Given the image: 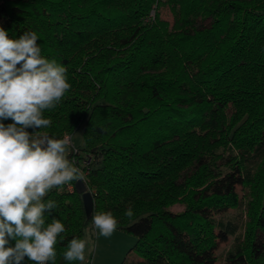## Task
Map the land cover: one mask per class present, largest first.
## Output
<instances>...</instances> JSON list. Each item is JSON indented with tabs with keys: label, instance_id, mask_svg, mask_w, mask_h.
<instances>
[{
	"label": "trees",
	"instance_id": "1",
	"mask_svg": "<svg viewBox=\"0 0 264 264\" xmlns=\"http://www.w3.org/2000/svg\"><path fill=\"white\" fill-rule=\"evenodd\" d=\"M0 27L36 32L67 69L71 88L35 131L82 125L72 145L92 158L89 216L75 187L45 197L58 205L46 222L65 226L55 264H80L63 253L102 211L136 237L139 258L116 264H264V0H0ZM238 187L248 222L219 263L217 240L238 222L214 214L240 204Z\"/></svg>",
	"mask_w": 264,
	"mask_h": 264
},
{
	"label": "clouds",
	"instance_id": "2",
	"mask_svg": "<svg viewBox=\"0 0 264 264\" xmlns=\"http://www.w3.org/2000/svg\"><path fill=\"white\" fill-rule=\"evenodd\" d=\"M37 41L34 31L10 39L0 27V264H22L25 257L33 264H55L56 244L65 226L56 218L46 222L45 214L58 205L45 197L52 189L86 180L69 159L70 136L55 138L35 131L51 126L44 111L55 108L71 88L66 67L42 56ZM9 119L13 122H2ZM124 215L131 220L133 209ZM91 219L105 238L117 230L110 211L96 212ZM87 243L72 238L64 260L84 262Z\"/></svg>",
	"mask_w": 264,
	"mask_h": 264
},
{
	"label": "rangeland",
	"instance_id": "3",
	"mask_svg": "<svg viewBox=\"0 0 264 264\" xmlns=\"http://www.w3.org/2000/svg\"><path fill=\"white\" fill-rule=\"evenodd\" d=\"M151 15L153 16V13H151ZM162 15L169 20L172 19L167 7L162 8ZM82 128V125H80L70 136L72 144L75 146L82 147L84 144ZM237 191L240 204L237 207L227 208L220 213L214 214L215 218L237 220L238 222V229L235 235H229L226 239L217 240V245L213 254L216 256L217 262L219 263L224 261L225 254L233 247L236 237L242 238V236H244L245 227L248 222L245 209V190L238 187ZM169 209L174 212L181 211L183 209V204H172ZM85 240L88 241L85 249L86 259L84 262H80V264H116L124 258L128 260L139 258L137 250L133 249L136 237L119 228H117L110 237L105 238L99 235L98 230L93 227L91 233H89V231L86 232Z\"/></svg>",
	"mask_w": 264,
	"mask_h": 264
},
{
	"label": "built area",
	"instance_id": "4",
	"mask_svg": "<svg viewBox=\"0 0 264 264\" xmlns=\"http://www.w3.org/2000/svg\"><path fill=\"white\" fill-rule=\"evenodd\" d=\"M69 159L74 162L75 166L81 168V170L84 172L86 180L89 174V165L91 164L92 158L89 154L87 153H79L75 147H73L69 150ZM86 180H85V185H86ZM75 187L74 183H70L68 185H65V188L69 191H73ZM30 264H33L31 262Z\"/></svg>",
	"mask_w": 264,
	"mask_h": 264
},
{
	"label": "water",
	"instance_id": "5",
	"mask_svg": "<svg viewBox=\"0 0 264 264\" xmlns=\"http://www.w3.org/2000/svg\"><path fill=\"white\" fill-rule=\"evenodd\" d=\"M75 188L81 193L83 205L86 215L89 216L93 208V198L89 190H87L85 183L75 182Z\"/></svg>",
	"mask_w": 264,
	"mask_h": 264
}]
</instances>
